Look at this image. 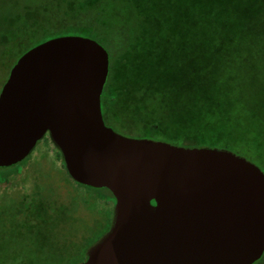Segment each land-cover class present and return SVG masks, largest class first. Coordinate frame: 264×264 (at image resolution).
I'll use <instances>...</instances> for the list:
<instances>
[{"label": "water", "instance_id": "95a60500", "mask_svg": "<svg viewBox=\"0 0 264 264\" xmlns=\"http://www.w3.org/2000/svg\"><path fill=\"white\" fill-rule=\"evenodd\" d=\"M108 72V52L89 37L57 36L25 51L0 89V168L22 162L48 133L72 180L111 192L112 224L79 264L259 261L264 172L226 149L106 126Z\"/></svg>", "mask_w": 264, "mask_h": 264}, {"label": "rangeland", "instance_id": "374dc122", "mask_svg": "<svg viewBox=\"0 0 264 264\" xmlns=\"http://www.w3.org/2000/svg\"><path fill=\"white\" fill-rule=\"evenodd\" d=\"M101 1V9L111 16L105 30L98 32L106 41L89 36L85 26L75 25V29V26L64 29L59 20L53 25H44V5L55 2L61 4L63 0H0V89L13 64L23 52L44 39V32H48L46 35L52 38L71 35L92 37L106 49L110 64L114 59L119 60L120 54H124L125 69L122 68V73L125 70L127 77L133 74L135 78L132 84L131 77L128 80L131 84L130 93L119 90L121 93H118L114 118L107 117L105 105L102 104L106 126L128 137L168 142L162 140L165 138L163 136L150 135L147 128L136 119L130 120L127 115H122L125 108L133 110L132 105L135 104V113L144 122L155 119L156 103L147 102L138 94H144L145 97L159 95L164 108L171 113H186L189 116L194 110H207L217 115L225 125L257 126L245 139L247 150L252 156L242 157L264 172V25L253 28L249 23L241 27L236 22V33L225 35L221 31V25L226 20L223 12L228 8L233 13L243 1L228 0L226 8L221 0H215L210 6L205 1L195 3L192 0ZM219 5L223 7L222 12L219 11ZM245 19L253 24L254 21L264 24L262 13L258 18L250 14L249 19ZM118 24L124 25L121 31ZM251 28L254 29L253 34L259 36L255 38L258 48H252L240 35L241 31ZM119 41L125 45L122 46L123 53L118 50ZM157 58H162L166 64L157 65ZM203 59V65L213 67V71L203 69L200 64ZM194 64L200 65L195 66L199 69L201 79L195 77L197 72L193 70ZM228 66L232 70L222 71ZM115 75L113 70L107 77L102 99L112 96L113 90L121 88ZM208 77L212 78L214 85L206 89L207 82L203 80ZM196 79L201 84L193 86ZM122 82L127 83L125 77ZM214 90L220 93L216 103L208 100ZM163 132L165 134L166 130ZM56 155L51 138L46 133L25 158L30 166L22 186L27 189L42 186L54 196L60 194L58 190L65 192L71 189L74 183L63 171L58 170L61 166L56 161ZM0 193L5 197L3 191ZM4 193L6 197L21 195V191L14 189H6Z\"/></svg>", "mask_w": 264, "mask_h": 264}, {"label": "trees", "instance_id": "16d2710c", "mask_svg": "<svg viewBox=\"0 0 264 264\" xmlns=\"http://www.w3.org/2000/svg\"><path fill=\"white\" fill-rule=\"evenodd\" d=\"M75 1L63 0L61 4L55 2L44 5V25H53L56 20L57 22L59 20L62 21L61 27L64 29L75 25L85 26L84 28L88 30L89 36L106 41V39L99 36L98 32L101 29L105 30L107 21L111 16L106 10L101 9L103 7V5L101 6L102 1L79 0L77 3ZM192 1L195 3L205 1L210 6L215 0ZM221 1L225 7L228 0ZM242 1L236 6V10L233 13L228 8L226 12H223L226 20L221 25V31L225 35L231 32L236 33L238 26V24H235L236 22L241 27L249 23L253 28L264 25L259 24V21H254L255 25L253 22L244 21L245 18L249 19L250 14H255L256 18L261 13L264 14V0ZM219 11H223L221 5H219ZM227 18H230V20ZM240 19L242 20L241 22H239ZM118 25L121 26L119 28L121 31L124 25ZM77 26L73 27V29L77 28ZM253 28L241 31L240 35L252 48H258L256 39L259 36L253 34ZM46 34L48 32H44V39L41 42L52 38V36ZM119 44L118 50L123 53L125 45L121 44L120 41ZM123 56L124 54H120L119 60L114 59L111 64L109 63L107 77L114 70L121 88L117 91L113 90L112 96H105L103 99L102 91L101 111L102 104H104L107 117H115V110L118 106L116 103L119 96L118 93H121L119 90L129 92V88H131V84L135 79L132 76L133 74L127 77L125 70L124 74L122 73V70L125 69ZM204 61L205 59L200 62L203 69L206 68L213 71V67L203 65ZM156 64L163 66L166 63L162 58H157ZM195 65L197 67L200 66L197 64L193 66V70L197 72L195 77L201 79L200 75H198L200 74L199 69ZM230 70H232V67L228 66L222 71L228 72ZM124 77L127 83L122 82ZM130 77L131 84L128 83ZM196 80L197 82L193 86L201 84L198 79ZM203 81L204 83L207 82L206 89L214 85L210 77ZM213 88L215 86L211 89ZM138 95L147 102L156 103L158 106L156 109L157 117L144 122L143 118L141 116L139 118L135 113V104L132 105L134 106L133 110L125 108L122 115H127L130 120L136 119L135 121L141 122L150 135L163 136L165 138L162 140H167L169 143L179 146L227 149L241 156H252L247 150L248 144L245 143V139L248 138V133L254 130L255 127L258 128L257 126L253 124L246 126L240 124L225 125L217 115H212L207 110L197 109L189 116L186 113H171L164 108L161 96L150 95L145 97L141 93ZM210 95L211 98L208 97L209 102L216 103L215 101L219 99L220 93L214 90L213 92L211 91ZM165 130L166 132L163 134ZM53 145L57 152L56 161L61 166L58 170L63 171L74 183V186L65 192L58 190L61 195L56 194L54 196L49 194L45 191V187L43 188L42 186H36V188L32 189L22 186L24 175L30 166L25 159L16 165L0 168V192L3 191L5 196L3 197L2 193H0V264H79L86 258L89 248L109 230L112 224L115 199L111 192L105 188L87 187L72 180L66 171L60 151L54 143ZM6 189L21 191V195L18 197H6L7 195L4 193ZM152 203L154 202L152 201ZM263 261L264 254L254 264H264Z\"/></svg>", "mask_w": 264, "mask_h": 264}]
</instances>
